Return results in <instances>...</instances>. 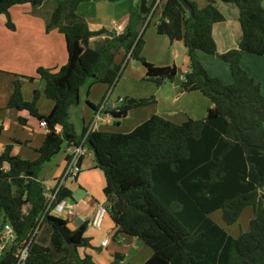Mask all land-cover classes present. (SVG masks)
I'll list each match as a JSON object with an SVG mask.
<instances>
[{
    "label": "trees",
    "instance_id": "trees-1",
    "mask_svg": "<svg viewBox=\"0 0 264 264\" xmlns=\"http://www.w3.org/2000/svg\"><path fill=\"white\" fill-rule=\"evenodd\" d=\"M49 1L0 0V15L8 17L7 26L14 30L12 7L31 4L37 14ZM93 1H129V21L119 35L92 31L77 13L84 0H57L47 32L59 30L64 35L68 61L57 72L37 71L46 98L54 103L51 113H39L38 90L31 102L23 96V81L36 78L18 77L14 83L8 108L45 121L47 134L36 161L15 156L11 145L0 154V237L6 225L17 236L12 248L0 255V264H18L20 251L29 244L25 264H95L90 256L80 254V249L92 247L89 225L72 231L73 243H66L58 225L68 227L76 215L62 219L47 211L50 200L41 176L64 149L80 146L87 135V128L79 134L71 120L72 108L81 104L83 87L89 85L87 97L96 84L114 90L132 60L144 66L145 80L157 87L178 77L176 66L158 67L143 56L150 11L143 12L147 7L142 8V0ZM187 1L194 16L178 0H166L156 29L171 44L187 48L189 70L182 92H199L212 107L203 120L177 124L154 115L128 134L90 131L86 146L106 179V216L115 226V239L121 234L137 238L153 251L145 264H264V94L262 84L242 66L244 53L264 57V0H204L203 9ZM219 2L239 10L242 30L240 47L225 54L218 53L213 38L214 26L226 20ZM102 35L106 38L92 48L91 40ZM198 52L229 64L233 83L212 77ZM87 103L94 112L102 105ZM120 103L121 107L106 109L118 125L132 110L155 104L156 99L125 98ZM26 121L21 119L22 124ZM4 129L0 123V136ZM72 198L73 192L63 185L52 208ZM249 207L254 211L250 230L238 237L211 217L221 211L224 223L232 226ZM124 258L116 254L112 264Z\"/></svg>",
    "mask_w": 264,
    "mask_h": 264
},
{
    "label": "crops",
    "instance_id": "crops-1",
    "mask_svg": "<svg viewBox=\"0 0 264 264\" xmlns=\"http://www.w3.org/2000/svg\"><path fill=\"white\" fill-rule=\"evenodd\" d=\"M48 3L38 9L37 14L33 13L31 4L12 7L10 9V19L15 27L14 30L9 29L7 26L8 17L0 15V123L5 125V129L0 136V154L7 146L11 145L15 156L28 161L39 159L38 150L44 143L47 129L42 128L39 120L29 112L10 109L8 108V103L14 90L15 81L18 77H27L36 79L33 82L23 81L22 91L25 100H32V94L26 95L27 93L30 94V90L33 95L38 90L41 92V97L37 104L39 113L49 115L54 107L53 101L47 99L44 94L45 84L37 78V71L40 68L59 71L67 64L68 51L65 37L59 30L47 32L49 16L46 15V7ZM153 5V0H146V14L148 10L151 12ZM218 7L225 15L226 20L214 26L213 38L217 44L218 53L225 54L240 47L242 30L239 22V10L236 7L222 2L218 3ZM129 10V1L111 3L90 0L82 2L78 6L77 13L87 21L92 31L104 29L109 33H113L115 32L113 23L126 27L129 21ZM162 12L161 6L157 9L152 19L148 20L149 26L143 36L145 41L143 56L158 67L176 66L179 74L175 81L165 83L162 87L149 88L150 93L140 96V88L144 87L141 85L152 83L145 80L146 70L144 66H137L135 64L137 63L136 61H130L133 62V64L131 63V69L136 75L127 79L125 82L126 91L119 92L123 96L119 100L124 97L135 99L154 97L156 99L155 108H152L155 110H150V106L143 109H135L123 120L128 121L132 115L139 116L147 111L146 113L150 117L143 119L137 126H140L154 115L163 116L177 124L185 123L190 119L203 120L207 117L208 110L212 107V102L201 93L182 92L181 83L184 75L189 70L188 51L184 44H171L168 37L157 33L156 25L162 17ZM153 22L154 26L150 27ZM105 38L106 35L94 37L90 43L91 47L95 48ZM198 56L212 77L221 79L227 85L233 83L229 64L218 57L209 56L203 52H198ZM242 66L257 82L263 83L261 84L264 94V58L244 53ZM106 86H101V95L104 92L106 94ZM95 87L97 86L90 87L88 99L94 105H96L95 100H97L94 98ZM113 92L114 90L110 92V96H112ZM108 107L118 108L119 105H117V101H113L108 102ZM90 111L91 113L85 112V115H83L82 131L83 128L89 127L92 118L95 116L94 110L91 109ZM140 111H143V113H140ZM21 119L27 120L26 123L22 124ZM112 120L106 123L103 122V124L110 125L113 123ZM137 126L134 128L136 129ZM76 129L78 128L76 127ZM95 130L106 131L101 129L100 126H97ZM77 132L79 133L78 130ZM66 164L67 150L62 156L60 155L53 159V162L46 166L43 172V174L46 172V175L41 180L47 188L55 186L64 173ZM6 168L8 169L9 166H6ZM64 186L73 192V198L70 199V202L74 205L73 214L76 215L75 221L68 228L71 231H75L87 223L89 225L87 236L96 235L95 244L101 247L99 249L100 252L102 250L107 251L103 256L106 264H108V261L112 264L114 261L113 257L116 254H122L125 257L120 264H145L152 257L153 251L137 238L121 234L115 239V226L107 216L101 230L97 231L92 227L97 207L99 205L107 206L104 194L106 186L105 175L96 167L92 151L83 159L82 172L79 176L74 181L68 180ZM60 218L63 219L65 217L62 216ZM105 240L109 241L107 247L102 246Z\"/></svg>",
    "mask_w": 264,
    "mask_h": 264
},
{
    "label": "rangeland",
    "instance_id": "rangeland-1",
    "mask_svg": "<svg viewBox=\"0 0 264 264\" xmlns=\"http://www.w3.org/2000/svg\"><path fill=\"white\" fill-rule=\"evenodd\" d=\"M191 1L196 2L199 5V8L200 9H203L206 6V3L204 1H202V0H191ZM56 3H57V0H50L49 1L48 5L46 7V15L47 16H49V17L52 16V13H53V11H54V9L56 7ZM231 6H233V5H231ZM153 26H154V22L151 24L150 27H153ZM262 58H264V57H262ZM122 59H123V55L122 56H118L117 57V62L118 63H121L122 62ZM131 63L133 64V62H130L129 66L126 68V70L124 71V73H123L120 81L118 82L117 86L114 88V92H113L112 96L109 97V102L117 101V105H119V107H121L123 105V103H120V101H119V98L120 97H123L119 92L126 91L125 82L127 81L128 78L134 77V75H136V73H134L133 70L131 69L132 68V64ZM135 64H137V66H141L142 65L139 62H137ZM103 85L104 84L95 85V86H97L94 89L95 90L94 91V95H95L94 98L97 99V100H95L96 105L102 104L103 101L108 97L109 92H112L113 91V90H110L109 86L107 85L106 86V91H107L106 94L104 92L101 95V92H100L101 89L100 88ZM141 86H144L143 87L144 89L143 88H140V91H139L140 92V94H139L140 96L141 95H147L148 93H150L149 88H155L156 85H154V83H152V84H145V85L143 84ZM88 88H89V85L83 87V89H82V92H81L82 93V97H81V104H80V106L73 107L72 108V117H71V120H72V122H74L76 124V127L78 128L77 130L79 131V133H81V131H82V119H83V115H85V112L86 113L87 112L88 113H91V111H90L91 109H90V107H89V105L87 103V100L89 99V97H87V95H86ZM263 89H264V85H263ZM31 94H32V100L31 101H33L34 100V95H33V92H31V90H30V94L27 93L26 95H31ZM125 98L126 97H124L122 99L124 100ZM31 101H29V102H31ZM38 102H39V100L37 101V104H38ZM152 105H149L150 108H151L150 110H155V109H152V108H155L154 107V104H152ZM149 106H146V108L149 107ZM143 108H145V107H143ZM146 112L147 111H145L144 114L139 115V116L132 115V117L128 121H121L120 125H118L117 124L118 121H116L113 118V120H112L113 123L112 124L106 125V124H103V123H99L98 126H100L101 129H104V130H106L107 132H110V133L128 134V133H131L135 129L134 127H136L138 125V123L142 122L143 119H145L147 117H150V116H148L149 114H147ZM148 112H151V111H148ZM140 113H143V111H140ZM93 119L94 118H92V121H93ZM65 150L66 149H64L62 151V153L60 154L61 156L65 152ZM56 158H54V159H56ZM45 175H46V172L41 176V179H43ZM62 175H61V177H62ZM74 180H72V181H74ZM106 205H107V202H106ZM253 216H254L253 208L252 207H249V208H247L242 213V215L240 216L238 222L235 223L232 226H227L224 223L223 216H222V212L221 211H217V212L213 213L211 217L213 218V220L216 223H218L221 227H223L224 229H226V231L230 235H232L234 237H238L242 231L247 232V231L250 230V221L252 220ZM107 217L112 222V220L110 219V217L109 216H107ZM112 224H113V222H112ZM94 229L98 231V229H96V228H94ZM87 237H89L91 239V245H92V247L86 248V249L85 248L80 249V254L83 257L85 255L90 256L94 260L95 264H106L105 263V257H103V256H104V254H106L107 251L106 250L105 251L102 250V252H100L98 250L101 247L100 246H97L95 244L96 239H97V236L94 235V236H87ZM114 257H113V259H114ZM108 264H110L109 261H108Z\"/></svg>",
    "mask_w": 264,
    "mask_h": 264
},
{
    "label": "built area",
    "instance_id": "built-area-1",
    "mask_svg": "<svg viewBox=\"0 0 264 264\" xmlns=\"http://www.w3.org/2000/svg\"><path fill=\"white\" fill-rule=\"evenodd\" d=\"M153 1H154V5L149 14V18H148L149 21L152 19L157 9L160 8L166 0H153ZM113 25H114L115 33L118 35L122 34L125 28L116 23H113ZM109 97H110V92H109L108 97L103 101L101 108L97 112H95L94 119L92 123L89 125V127L87 128L88 132L82 144L78 147H71L67 149L66 168H65V171L62 177L59 178V180L55 184V186L57 185L56 190L53 191L55 186L53 188L46 187L49 200H50L47 211L53 216L62 217L63 215L64 217H66L69 214H73L74 205L71 204L70 200H64L63 202H61L60 204L56 205L53 208L52 206L56 201L57 194L60 188L63 185H65V183L68 180L76 179L79 176V174L82 172L83 159L90 152L89 148L86 146V140H87V137L90 131L95 130L99 123H103V122L106 123L109 120L113 119V117L109 113H106V109H107L108 102H109ZM119 101L121 102L122 99H120ZM40 126L44 129H47V123L45 121L41 122ZM106 215H107V207L103 205H99L97 207L96 214L92 221V227L98 230H101L103 227V223H104ZM16 239H17V236H16L14 229L10 225H6L0 237V255H2L3 252L8 247H12ZM108 244H109V241L105 240L102 243V246L107 247ZM29 247H30V244L20 251L18 264L26 263V260L29 254Z\"/></svg>",
    "mask_w": 264,
    "mask_h": 264
},
{
    "label": "water",
    "instance_id": "water-1",
    "mask_svg": "<svg viewBox=\"0 0 264 264\" xmlns=\"http://www.w3.org/2000/svg\"><path fill=\"white\" fill-rule=\"evenodd\" d=\"M84 1H90V0H84ZM183 6L184 8L191 14V16H194V9L193 7L189 4V2L187 0H178ZM146 5V0H142V8L143 6ZM145 13V11H143ZM58 229L62 235V237L64 238V240L66 241V243L68 245H72L73 240H72V231L65 225L59 224L58 225ZM12 248V247H10Z\"/></svg>",
    "mask_w": 264,
    "mask_h": 264
}]
</instances>
